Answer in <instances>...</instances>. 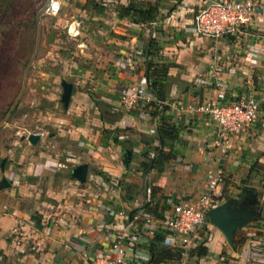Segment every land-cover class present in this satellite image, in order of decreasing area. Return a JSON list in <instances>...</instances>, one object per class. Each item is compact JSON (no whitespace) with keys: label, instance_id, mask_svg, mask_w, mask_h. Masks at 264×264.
I'll return each instance as SVG.
<instances>
[{"label":"crops","instance_id":"obj_1","mask_svg":"<svg viewBox=\"0 0 264 264\" xmlns=\"http://www.w3.org/2000/svg\"><path fill=\"white\" fill-rule=\"evenodd\" d=\"M109 1L105 9H97L101 23L95 26H102L101 34H110L95 44L99 60L89 70L92 81L86 79L88 85L79 93L72 86L66 115L52 120L57 135L67 137L49 139L47 151L42 150L47 142L44 134L36 145L21 138L22 145H28L25 153L12 152L6 167L13 172L6 177L10 187L0 189V258L6 262L15 258L21 264L27 257H33L34 264H81L79 255L68 251L80 249L78 237L92 239L97 247L108 241L103 231L110 220L101 205L126 211L148 206L150 211L161 212L169 201L196 198L219 160L231 182L224 187L229 190L228 199L247 195L242 189L247 185L240 183L249 173L255 175L253 183L262 184V200L255 196L251 206L256 220L250 228L248 224L237 230L235 240L244 242L233 247L218 229L207 226L202 244L207 255L184 256L176 264H264V182L257 176L264 171V0H256L257 14L249 28L222 39L200 35L194 29L193 15L208 0H137L158 5L153 29L118 18L116 7L130 0ZM66 11L68 23H78L77 36L85 24L84 10L69 6ZM150 37L156 43L149 57L151 70L162 71L159 80L164 84L166 110L155 112L156 101H140L125 110L119 105L120 89L141 86L152 96L143 54ZM218 94L226 101L253 95L260 103L256 122L231 138L223 156L214 123L187 112L188 107L215 100ZM162 119L178 130L177 140L163 148L173 159L148 174L131 169L132 163L119 166L121 151L130 150L137 162L154 156ZM71 162L73 168L88 166L84 183L70 177L72 169L67 166Z\"/></svg>","mask_w":264,"mask_h":264},{"label":"rangeland","instance_id":"obj_2","mask_svg":"<svg viewBox=\"0 0 264 264\" xmlns=\"http://www.w3.org/2000/svg\"><path fill=\"white\" fill-rule=\"evenodd\" d=\"M48 1L0 0V164L4 161V171L0 169V177H10L13 174L6 168L7 164H11L12 152L25 153L28 145H22L21 138L26 140L29 134L42 133L47 139L42 150L47 151L50 148L49 139L67 137L62 133L60 134L63 136L57 135L59 130L52 122L58 116L66 115L71 103L69 101L68 106L64 107L61 102V84L66 82L72 85L78 93L86 89V79L92 81L88 78L89 70L94 69L99 60L95 44L97 46L100 38L104 41L110 34H101L99 29L102 26H95L96 23H101L97 19V13L100 12L97 9H105L96 0H63L61 11L56 16L47 14ZM69 6L84 10L85 24L80 25L79 35L74 36L75 38L67 35L70 15L66 10ZM82 43L85 45L79 47ZM262 81L264 83V79ZM74 106H77V102L73 103L75 111ZM68 115H75V112ZM153 152L155 153V149ZM117 159L119 166L123 167L122 151ZM148 161L145 158L144 161L137 162L131 156L128 164L132 163L131 169L142 174L146 171ZM74 165L71 162L67 169H73ZM91 169L96 171L93 166ZM254 176L249 173L244 176L245 182L240 184L247 185L242 187L245 193L254 194L261 201L262 184L253 183ZM257 176L258 180L264 182V171ZM230 183L226 174L224 187L230 186ZM252 185L257 187L256 190H250ZM229 194V190L225 189L223 202L228 199ZM262 208L260 206L261 211ZM59 218L60 216H55L56 220ZM207 226H212L209 221L195 232L192 245L206 242ZM247 227L250 228L251 224ZM185 251L189 252L191 248ZM14 260L12 258L9 262L14 263H9L0 258V264H21ZM178 261L176 259L169 263L176 264Z\"/></svg>","mask_w":264,"mask_h":264},{"label":"built area","instance_id":"obj_3","mask_svg":"<svg viewBox=\"0 0 264 264\" xmlns=\"http://www.w3.org/2000/svg\"><path fill=\"white\" fill-rule=\"evenodd\" d=\"M96 1L105 8L110 4L109 0ZM62 3L63 0H49L47 14L58 15ZM257 7L256 0H208L193 15L194 29L198 34L213 39L229 38L252 25ZM156 25V21L148 23L152 29ZM77 28L78 23L71 22L67 35L74 37ZM118 97L120 107L125 110L132 109L140 101H155L141 86L122 88ZM259 109L260 103L253 95L226 101L223 94H218L215 100L188 107L187 112L207 117L214 123L223 156L230 148L231 138L256 122ZM217 162L216 167L207 173L205 188L196 198L170 201L159 215L150 214L141 207L126 211L101 205L110 220L107 232L103 231L105 227L101 228L104 234L109 235L107 243L97 247L92 239L80 236L77 241L80 249H68L69 253L79 255L81 264H147L151 259L148 247L157 237L162 238L161 246L187 250L195 232L208 223L207 212L223 202L226 174L221 162ZM60 224L64 225V222L61 220ZM16 233L17 229H14L12 235L16 236ZM25 264H34V258L27 257Z\"/></svg>","mask_w":264,"mask_h":264},{"label":"trees","instance_id":"obj_4","mask_svg":"<svg viewBox=\"0 0 264 264\" xmlns=\"http://www.w3.org/2000/svg\"><path fill=\"white\" fill-rule=\"evenodd\" d=\"M158 5L157 4H149L144 3L143 1L130 0L128 3L124 5H119L116 7V12L118 13L119 19H130L134 23L146 24L148 26L149 22L155 21L158 17ZM156 43L154 39L150 37L146 49L144 50V56L146 58V67H145V77L147 79V88L149 93L154 97L157 105H155V112L165 111V92H164V84L160 82L159 78L162 77V71L159 70H151L152 62L149 60V57L155 52ZM152 77V79H151ZM151 104H154L151 102ZM155 112L153 114H155ZM156 115V114H155ZM154 115V116H155ZM163 121L157 128V138L159 142V147L155 149L154 156L149 158L146 170L152 163V169L163 167L164 164L170 162L173 157L171 153H165L163 148H165L170 142L177 140L178 138V130L171 126L170 123L162 119ZM146 212L159 215L160 212L156 210H148V206H142ZM162 241L161 237H157L154 241H152L148 247L150 252L151 259L147 264H165L169 262H173L176 259L179 261L184 256L192 257L196 255L198 258L205 257L207 255V248L202 244L195 245L191 243L190 248L191 251L187 252L185 250H174L164 246L159 245ZM244 242H238L234 240V246H239ZM189 249V248H188Z\"/></svg>","mask_w":264,"mask_h":264},{"label":"water","instance_id":"obj_5","mask_svg":"<svg viewBox=\"0 0 264 264\" xmlns=\"http://www.w3.org/2000/svg\"><path fill=\"white\" fill-rule=\"evenodd\" d=\"M61 86L63 89L61 102L63 103L64 107H67L71 97L72 85L66 82H62ZM26 140L31 145H36L40 140V135L37 133L29 134L26 137ZM123 157V164L125 166H128L131 157V151L125 150L123 152ZM151 168L152 163L145 171V174H148ZM0 169L4 171V161L1 162ZM87 171L88 166L86 164L78 165L72 169L70 177L80 183H84L87 179ZM8 187H10V182L7 180L6 177H1L0 189ZM247 196L251 197L249 205H254L256 202L255 195L247 193V195H244L243 197L246 198ZM241 199L242 196L237 199L229 198L218 207L211 209L207 212V218L209 223L223 234L228 245L231 247L234 246L235 234L237 230L242 229L246 225L256 220V212L250 209L247 205H241Z\"/></svg>","mask_w":264,"mask_h":264},{"label":"flooded vegetation","instance_id":"obj_6","mask_svg":"<svg viewBox=\"0 0 264 264\" xmlns=\"http://www.w3.org/2000/svg\"><path fill=\"white\" fill-rule=\"evenodd\" d=\"M243 196H244V195H242V199H241V201H240V204H241V205H242V204L247 205L250 209H252L251 206L249 205V201H250L249 198H250V197L247 196V197L245 198V197H243Z\"/></svg>","mask_w":264,"mask_h":264}]
</instances>
